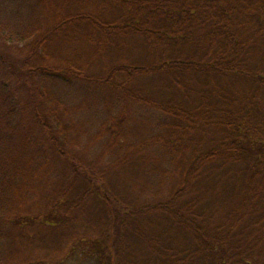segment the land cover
I'll return each instance as SVG.
<instances>
[{"label":"trees","instance_id":"1","mask_svg":"<svg viewBox=\"0 0 264 264\" xmlns=\"http://www.w3.org/2000/svg\"><path fill=\"white\" fill-rule=\"evenodd\" d=\"M7 2L0 264H264V0Z\"/></svg>","mask_w":264,"mask_h":264},{"label":"rangeland","instance_id":"2","mask_svg":"<svg viewBox=\"0 0 264 264\" xmlns=\"http://www.w3.org/2000/svg\"><path fill=\"white\" fill-rule=\"evenodd\" d=\"M4 7L5 8L1 11V14H0V23L3 25V27L5 28V30L8 33V32H10L12 24H14V25L18 24V18H14V8H13L12 4L7 2V3H5ZM13 51H14L13 44H11V48L8 49L7 53L10 52L11 56L14 57L15 54H13ZM67 240H68V233L65 231H59L56 234L53 233V234L45 237L44 240L42 242H40L41 243L40 245L42 246V248H40V246H39L38 250H36L33 254H31L32 251H27V250H25V248L23 250L21 249V246L24 247L23 241H22V244L18 243L17 251H18L21 258H23L24 256L27 258H30L32 256H37V255L38 256L41 255V257H42L45 254L52 256L51 254H49V249L55 248L56 250L59 249V251H60L62 249L61 245H63V246L65 245L67 248V246H68ZM52 257L54 258V256H52ZM42 258H44V257H42ZM1 264H2V262H1ZM66 264H82V262H79L78 260L77 261L74 260V262L71 261L70 263H68V261H67Z\"/></svg>","mask_w":264,"mask_h":264}]
</instances>
